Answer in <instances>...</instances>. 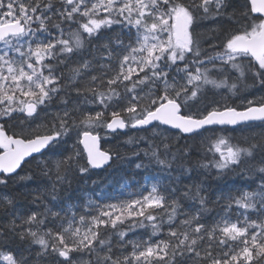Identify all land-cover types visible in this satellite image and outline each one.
Masks as SVG:
<instances>
[{
    "label": "snow or ice",
    "instance_id": "obj_1",
    "mask_svg": "<svg viewBox=\"0 0 264 264\" xmlns=\"http://www.w3.org/2000/svg\"><path fill=\"white\" fill-rule=\"evenodd\" d=\"M0 264H264V0H0Z\"/></svg>",
    "mask_w": 264,
    "mask_h": 264
},
{
    "label": "trees",
    "instance_id": "obj_2",
    "mask_svg": "<svg viewBox=\"0 0 264 264\" xmlns=\"http://www.w3.org/2000/svg\"><path fill=\"white\" fill-rule=\"evenodd\" d=\"M107 175L108 174H104V175H102L100 177H94V178L95 179H98V180H103ZM112 175L113 176H116V175H118V173L113 172ZM230 179H232V180H238L239 178L238 177H231ZM84 186H87V185H84ZM135 190H136L135 188L129 189V191H135Z\"/></svg>",
    "mask_w": 264,
    "mask_h": 264
}]
</instances>
